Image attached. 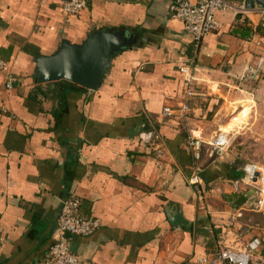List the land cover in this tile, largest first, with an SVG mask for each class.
Masks as SVG:
<instances>
[{
    "label": "crops",
    "instance_id": "1",
    "mask_svg": "<svg viewBox=\"0 0 264 264\" xmlns=\"http://www.w3.org/2000/svg\"><path fill=\"white\" fill-rule=\"evenodd\" d=\"M58 1L0 0V56L16 76L7 89L0 73V264H43L61 203L72 195L80 214L100 225L74 236L71 248L97 264H212L223 246L264 239L253 190L230 185L253 160L233 136H246L264 111V60L258 79L240 78L264 58V13L240 21L219 12V27L196 45L169 13L176 0H89L71 16ZM95 30L137 35L96 89L35 80L39 54ZM253 39L263 47L254 49ZM182 64L195 67L202 92L188 101L185 119L163 117L164 106L180 102ZM143 124L153 144L140 139ZM217 132L227 133L229 147L205 157L201 181L190 182L186 136L208 141ZM254 254L264 261V243Z\"/></svg>",
    "mask_w": 264,
    "mask_h": 264
},
{
    "label": "built area",
    "instance_id": "2",
    "mask_svg": "<svg viewBox=\"0 0 264 264\" xmlns=\"http://www.w3.org/2000/svg\"><path fill=\"white\" fill-rule=\"evenodd\" d=\"M89 0H59L57 5L62 13L67 16L76 15L88 6ZM172 17L183 22V27L194 44L198 45L202 39L211 31L219 27L217 14L219 12H232L240 21L252 12L264 13V8L248 9L244 2H231L228 0H176L168 7ZM251 44L254 49H260L263 44L259 39H253ZM264 58L259 57L255 63L247 65L242 74L241 80H256L260 77L261 66ZM8 61L0 56V73L5 75V87H14L16 76L7 69ZM178 69L183 73V90L180 102L177 107L164 106L161 110L163 117L179 116L186 118L189 112L188 101L202 89L197 83L194 75L195 67L182 64ZM179 113V114H178ZM143 130L139 137L142 141L153 144L155 133L151 129ZM186 146L191 155L193 164V174L189 181L199 183L202 171V161L205 157L215 159L229 147L227 133L217 132L210 140L204 141L198 137L188 134L186 136ZM158 158L161 157L157 153ZM159 164V163H158ZM239 177L230 181L234 192H239L240 187H250L254 193L253 209L264 215V169L255 162H247L238 169ZM198 198H202L201 192H197ZM80 199L72 195L64 199L61 203L60 212L57 218V226L53 235V242L50 245L43 264H97L79 254L71 248V241L74 236H88L92 234L100 225L94 218L82 216L79 211ZM252 244L236 248L233 246H223L211 255L212 264H264V261L255 256V248L264 243V239L255 238Z\"/></svg>",
    "mask_w": 264,
    "mask_h": 264
},
{
    "label": "water",
    "instance_id": "3",
    "mask_svg": "<svg viewBox=\"0 0 264 264\" xmlns=\"http://www.w3.org/2000/svg\"><path fill=\"white\" fill-rule=\"evenodd\" d=\"M244 4L248 9L264 8V0H244ZM135 36L125 31L95 30L80 42L62 40L53 54L36 57L35 80H66L94 90L108 73L112 59L132 47ZM171 220L180 221V214Z\"/></svg>",
    "mask_w": 264,
    "mask_h": 264
},
{
    "label": "rangeland",
    "instance_id": "4",
    "mask_svg": "<svg viewBox=\"0 0 264 264\" xmlns=\"http://www.w3.org/2000/svg\"><path fill=\"white\" fill-rule=\"evenodd\" d=\"M264 114V111H261ZM261 114L260 117L261 120L257 121L254 125L251 131L246 134V136H233L232 143H236V141H242L244 140L245 150L244 152H250L248 153L250 157L249 159H253L252 162L259 163L262 165L264 169V115ZM248 135V136H247ZM253 142V144L251 143ZM251 147V149H250ZM246 153H243V156ZM251 162V161H250ZM260 214V213H259ZM261 215H263L261 213ZM257 220H261V217H257ZM263 220V219H262Z\"/></svg>",
    "mask_w": 264,
    "mask_h": 264
},
{
    "label": "trees",
    "instance_id": "5",
    "mask_svg": "<svg viewBox=\"0 0 264 264\" xmlns=\"http://www.w3.org/2000/svg\"><path fill=\"white\" fill-rule=\"evenodd\" d=\"M263 43H264V39H263ZM218 103V101L216 102V104Z\"/></svg>",
    "mask_w": 264,
    "mask_h": 264
}]
</instances>
